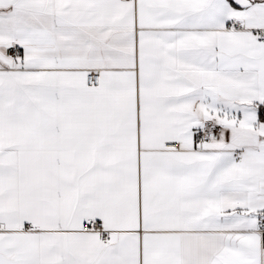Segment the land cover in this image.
Wrapping results in <instances>:
<instances>
[{"label": "snow or ice", "instance_id": "1", "mask_svg": "<svg viewBox=\"0 0 264 264\" xmlns=\"http://www.w3.org/2000/svg\"><path fill=\"white\" fill-rule=\"evenodd\" d=\"M0 264H264V0H0Z\"/></svg>", "mask_w": 264, "mask_h": 264}]
</instances>
